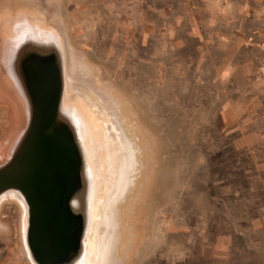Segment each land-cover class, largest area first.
I'll return each instance as SVG.
<instances>
[{
  "label": "rangeland",
  "instance_id": "1",
  "mask_svg": "<svg viewBox=\"0 0 264 264\" xmlns=\"http://www.w3.org/2000/svg\"><path fill=\"white\" fill-rule=\"evenodd\" d=\"M222 3L0 0V170L28 128L32 74L60 65L50 47L66 84L113 101L139 148L116 264H264V0ZM219 7L224 19L204 18ZM227 105L249 131L228 130ZM0 264H31L11 198Z\"/></svg>",
  "mask_w": 264,
  "mask_h": 264
},
{
  "label": "bare ground",
  "instance_id": "2",
  "mask_svg": "<svg viewBox=\"0 0 264 264\" xmlns=\"http://www.w3.org/2000/svg\"><path fill=\"white\" fill-rule=\"evenodd\" d=\"M17 28L23 29L22 22H17ZM49 48L42 54H53L60 64L61 96L57 119L65 123V135L78 152L83 180L78 192L76 182L68 204L74 220L79 218L81 224L76 252L62 261L49 259L46 264H116L119 261L114 258L113 251L117 206L135 186L139 148L119 121L120 111L116 104L111 101L108 105V101L93 92L67 85L62 57ZM67 79L72 80L68 74ZM124 119V124L128 125L125 115ZM9 198L14 199L21 211V236L26 256L31 264H39L27 246V203L16 190H8L0 194V207ZM72 249L70 247L69 251Z\"/></svg>",
  "mask_w": 264,
  "mask_h": 264
},
{
  "label": "water",
  "instance_id": "3",
  "mask_svg": "<svg viewBox=\"0 0 264 264\" xmlns=\"http://www.w3.org/2000/svg\"><path fill=\"white\" fill-rule=\"evenodd\" d=\"M32 77L28 128L14 160L0 170V194L16 190L27 203V246L39 264H46L76 252L81 224L68 204L83 178L75 145L65 135V123L57 119L59 66L43 64Z\"/></svg>",
  "mask_w": 264,
  "mask_h": 264
},
{
  "label": "crops",
  "instance_id": "4",
  "mask_svg": "<svg viewBox=\"0 0 264 264\" xmlns=\"http://www.w3.org/2000/svg\"><path fill=\"white\" fill-rule=\"evenodd\" d=\"M225 0H218L219 6H222L224 3H222ZM214 8V7H213ZM216 9V8H215ZM226 17V14L221 11V8L216 10H208L206 15H204V18H207V20H213V21H220ZM197 37V36H196ZM246 113V109L242 106H231L227 105L223 109V122L227 126L229 131L233 132H247L249 129L243 128L242 124L238 122L240 118H242Z\"/></svg>",
  "mask_w": 264,
  "mask_h": 264
}]
</instances>
